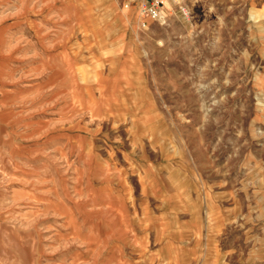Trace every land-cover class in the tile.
I'll return each instance as SVG.
<instances>
[{"label":"rangeland","instance_id":"obj_1","mask_svg":"<svg viewBox=\"0 0 264 264\" xmlns=\"http://www.w3.org/2000/svg\"><path fill=\"white\" fill-rule=\"evenodd\" d=\"M162 17L0 0V264H264V0Z\"/></svg>","mask_w":264,"mask_h":264},{"label":"built area","instance_id":"obj_2","mask_svg":"<svg viewBox=\"0 0 264 264\" xmlns=\"http://www.w3.org/2000/svg\"><path fill=\"white\" fill-rule=\"evenodd\" d=\"M173 0H135L137 3L139 14L152 21L162 20V8Z\"/></svg>","mask_w":264,"mask_h":264},{"label":"bare ground","instance_id":"obj_3","mask_svg":"<svg viewBox=\"0 0 264 264\" xmlns=\"http://www.w3.org/2000/svg\"><path fill=\"white\" fill-rule=\"evenodd\" d=\"M134 17H135V16H134ZM125 19H126V18H125ZM125 19H124V20H125Z\"/></svg>","mask_w":264,"mask_h":264}]
</instances>
